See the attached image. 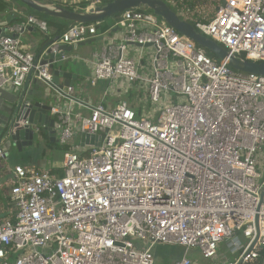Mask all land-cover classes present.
<instances>
[{"label":"built area","instance_id":"1","mask_svg":"<svg viewBox=\"0 0 264 264\" xmlns=\"http://www.w3.org/2000/svg\"><path fill=\"white\" fill-rule=\"evenodd\" d=\"M217 7L196 22L199 31L242 60H264V0ZM30 25L49 30L33 15L0 28V88L22 89L34 75L64 100L49 111L59 144L79 133L104 139L74 144L62 174L14 167L15 212L0 221V264H156L158 243L184 247L170 264H197L190 248L212 259L225 238L239 255L224 264L254 261L264 247V75L217 62L160 16L127 9L113 25L119 39L92 54L89 83L107 86L83 115L73 110L82 103L75 87L55 84L43 60L48 48L58 54L61 44L96 36L97 25H70L37 56L22 46ZM110 94L120 97L114 106L104 104ZM133 97L148 104L136 106L141 116ZM19 124L37 136L44 127ZM6 153L0 147V160Z\"/></svg>","mask_w":264,"mask_h":264},{"label":"water","instance_id":"2","mask_svg":"<svg viewBox=\"0 0 264 264\" xmlns=\"http://www.w3.org/2000/svg\"><path fill=\"white\" fill-rule=\"evenodd\" d=\"M21 3L30 7L31 9L40 12L44 15L51 16L54 18H61L65 20L72 21L74 23H85L91 24L95 22H101L109 17L120 14L127 9L132 8H148L155 15L160 16L168 25L177 29L182 35L195 41L197 44L202 46L204 49L211 51L214 55L218 56L222 61H227V63L239 70L245 72H253L260 75H264V64L263 63H253L248 60H242L239 57L230 54L222 45L218 44L215 40L210 37L205 36L200 31L196 29L194 24L190 21L181 18L165 0H113L103 5H97L89 8L85 12L69 10L59 5L53 4H43L36 0H19ZM224 1V0H223ZM218 9V7H217ZM8 20L1 25H6ZM0 31H2L0 29ZM91 38L85 41L79 42V45L91 44L96 39ZM53 42H48L41 50L40 54L48 48V46ZM58 54H54L51 48L47 49V54L44 56L43 62H51V69L53 70V81L55 84L63 87L65 90L68 86H74V80L71 74L65 73L59 68H55V61H63L67 52L73 51V47L67 44H61L59 46ZM61 79H63L61 83ZM37 83V81H36ZM28 89V82L23 88V91L14 107L13 113L14 118L9 124L8 130L5 132L4 139L10 145L15 146L18 151L22 150L23 146L32 145L34 140L37 139V134L32 130L29 125L21 126L20 121L26 118L30 122L40 123L45 126V130L49 133L51 141L56 142V130L54 129V118L51 116L49 111L51 106L45 103L47 95L40 94L41 99H36V88L34 90H29V94L24 99L25 93ZM29 102V104H27ZM104 135H81V144H94L100 145ZM256 225L258 226V216L255 219ZM251 246L250 249H252Z\"/></svg>","mask_w":264,"mask_h":264},{"label":"crops","instance_id":"3","mask_svg":"<svg viewBox=\"0 0 264 264\" xmlns=\"http://www.w3.org/2000/svg\"><path fill=\"white\" fill-rule=\"evenodd\" d=\"M36 1L43 3V4H48V5L55 3L57 1L66 2L70 5L75 6L74 11H80V12H85L89 8H91V7H89V5L87 3L86 4L87 8L85 9V1L86 0H78V1H74V2L72 0H47V3L41 2L44 0H41V1L36 0ZM102 1L106 4V3L113 1V0H102ZM18 6L19 5L17 4V8L15 9L16 12L14 11V14H15L14 16L10 15V13L8 14L7 12L0 11V23H4V22H6V20H8V22H11V20H13L12 18H15V16H20V17L24 18V20H25L28 16L31 15V14H28V12L26 10H24V8L22 6L21 7L23 9L18 8ZM18 9L20 11H18ZM83 9H84V11H83ZM18 13H21V14H18ZM33 16H36V17H39L41 19L46 20L45 18L37 16V15H33ZM115 17L116 16H113V19H115ZM14 22H19V21L16 20ZM96 23H99V22H95L92 24H96ZM114 24L111 25L112 26L111 29H109V31L105 32L104 35H102L103 32H100V30L98 29V34L96 36H93L94 38H100L101 36H103L102 39H96L91 44H86V45H79V43L70 45L73 47V51L67 52L66 55L64 56L65 59L63 61H60V62L55 61V68H59L62 71H64L65 73L71 74L72 79L74 80L75 94H76L77 98L82 101L81 104H78V103L73 104L74 112H78V113H81L83 115L88 114L89 109L86 107L85 101L92 102L94 104H98L99 102L102 101V98H103V95L105 93V89L107 86V82L101 81L95 86L90 85L89 77L92 74V63H91L90 59L92 58V54L94 52H101L109 41H114V40L119 39V36H120L122 31H121L120 27L113 26ZM48 25H49L48 32L42 31L37 26L30 25V27L27 29V31L25 33H23L21 36L23 48L25 50L30 51L31 53H33L34 55L37 56L38 54H40V50L48 42L58 38L59 36L53 34L56 30V27L52 26V29H51L50 28L51 24L48 23ZM3 27H4V25L0 24V28H3ZM23 36H25L24 39H23ZM105 36H106V38H105ZM88 39H91V37ZM97 45L99 47H98V49H95ZM52 72H53V70H52ZM36 81H37V83H36ZM62 81H63V79H61V83H62ZM42 84L46 88H48V90H49V91L47 90L49 93L47 95L46 100H44L45 103H48L50 106L52 104H60L61 103V105L64 106V100L59 98L57 96V93L52 88H49L44 83L37 80L34 75L29 77L28 89L25 93L24 99L25 100L27 99L26 97L29 94V90H34V89L39 88V87L45 88ZM23 88L19 89V90L18 89H11V88H0V147L4 148L7 151L5 158L0 160V164L2 161L8 159L12 147L17 149L15 146H12V145H10V143H7V141L4 139V136H5V132L8 130L9 124L11 123L12 119L14 118L13 110H14V107L16 106L17 101H18V99H19V97L23 91ZM119 98L120 97L116 96L115 94H110V95L106 96V98L104 100V104H106L108 106H114L119 101ZM54 129H55V126H54ZM45 132H47V131L45 130V126H44L42 128L41 133L38 134L37 138L41 135H44ZM57 137H58V134L56 131V137L55 138L57 141L54 143H58ZM48 138H49V141H51L49 133H48ZM51 142H53V141H51ZM60 145L66 146V145H62V144H60ZM76 145H82V144L80 143V144H76ZM40 162H44V160L42 159V160H40ZM17 165H19V164H17ZM61 165L62 164H60V163L56 165V162H54V160L52 158L48 157L47 164L43 163V164L36 166L35 168L47 169L52 174H62ZM13 170L14 169H11L10 173L8 175L9 181H5V183H4L5 185L10 184L11 185L10 189H11L12 185L14 184ZM52 170L54 172H52ZM3 176H4V172H3V169L0 165V181H1V178ZM0 198H1V196H0ZM7 204L9 205L8 209L0 201V221L6 220V219H11L14 212H15V205L10 198V190L7 194ZM171 246L174 247L177 245H171ZM177 252H178V254H176V256L168 264H170L171 262L180 258L181 255L184 253L183 249H180V248L177 250ZM192 259L194 260V258H192Z\"/></svg>","mask_w":264,"mask_h":264},{"label":"rangeland","instance_id":"4","mask_svg":"<svg viewBox=\"0 0 264 264\" xmlns=\"http://www.w3.org/2000/svg\"><path fill=\"white\" fill-rule=\"evenodd\" d=\"M171 7H173L177 12L183 16L187 17L189 15L190 10L187 9V7H179L173 2L172 0H165ZM196 7L194 8L193 13H198L200 16L204 15H211L213 16L216 15L217 12V6L222 3V0H196ZM18 8H22L21 6H18ZM23 9V8H22ZM18 11H20L18 9ZM16 12V11H15ZM21 14V13H18ZM108 21L113 22L114 19L113 17L107 18ZM25 36H23L24 39ZM106 38V36H105ZM22 39V38H21ZM98 45L96 46L95 49H98ZM205 52L210 56L213 57L214 60L217 62L221 61V59L214 55L211 51H208L205 49ZM214 55V56H212ZM249 62L253 63H263L264 60L261 61H253V60H248ZM43 85V84H42ZM44 86V85H43ZM45 87V86H44ZM48 88H43L39 87V89L36 90V99H41L40 94H46L48 95ZM131 100V104H134L135 106H140L142 105L143 108L148 107V104H144V101L135 99ZM60 106V104H58ZM81 135L78 134L77 138L73 141H71V145H66V148H60L54 144H52L46 136L41 135L39 136L36 140H34L32 145H26L22 147L21 151H18L14 147H12L10 151V155L7 160H4L1 162V167L4 172V176L1 178L0 181V196H1V202L2 204L5 205V207L8 209L9 205L7 204V194L10 190V184L5 185V181H9V173L11 169H14V167L19 164L24 166L25 168H34L40 164L46 163L48 161V157L52 158L54 162L57 164H62L63 158H64V153L67 150H70V147H72L74 144H80L81 143ZM44 160V162H40V160ZM12 180V179H11ZM9 188V189H8ZM227 238H225L224 241L220 242L219 244V255L215 258L212 259H206L203 258L200 251L198 248H190L188 254L190 257L194 258L195 262L197 264H224L225 259H236L239 255L238 252L233 253L232 249L229 248V244H227ZM183 249L184 247H181L179 245L172 247L171 245H165V244H156L152 248V253L155 258V263L156 264H168L175 256L178 254L177 250L178 249Z\"/></svg>","mask_w":264,"mask_h":264},{"label":"trees","instance_id":"5","mask_svg":"<svg viewBox=\"0 0 264 264\" xmlns=\"http://www.w3.org/2000/svg\"><path fill=\"white\" fill-rule=\"evenodd\" d=\"M172 1L175 2V4L177 6L182 7V8L187 7V9L190 10L189 15L187 17H183L177 12V10H175L173 7L170 6L181 18L190 21L192 24H194L195 27H196V22H198V21H208V20H210V19H212L214 17L213 14L200 16L198 13H193L194 8L196 7V3H197L196 0H172ZM41 2H46L47 3V0H44V1H41ZM87 3L88 2L85 1V9L87 8V5H86ZM17 4L19 6H22L24 8V10H26L28 12V14L37 15V16L45 18L47 20V22L49 24H51V27H50L51 29H52V26L56 27V30H55V32L53 34L57 35L59 37L68 29V27L70 25L74 24L72 21H69V20H65V19H61V18H54V17H51V16H46L44 14H41V13H39V12H37V11L27 7V6H25L19 0H0V11L7 12L8 14L10 13V15L14 16L15 15L14 11L17 8ZM52 4L53 5H59L61 7L69 9V10H75V6L74 5H70V4L66 3V2L57 1V2L52 3ZM100 4L103 5L105 3L102 1ZM137 9L151 11L148 8H137ZM83 11H84V9H83ZM119 15L120 14L114 15L116 17H115V19H114V21L112 23L109 22L107 19H105V20H103V21H101L99 23H96L97 29H99L100 32H103V33L108 31L112 27L111 25L116 22V19L118 18ZM12 19L13 20H11V23H13L16 20L19 21V22L24 20V18H22L20 16H15V18H12ZM196 29L199 31V29L197 27H196ZM212 56H214V55H212ZM130 99L133 100L132 98H130ZM133 108L136 110L138 116L142 115V113H143L142 112V108H138L135 105L133 106ZM44 136H46L47 139L49 140L47 132H45ZM51 143L56 145V146H58V147H60V148H63V149L66 148V146H61L59 143H54V142H51ZM52 172H54V171L52 170ZM248 264H264V247H262L259 250L257 258L254 261H252V262H250Z\"/></svg>","mask_w":264,"mask_h":264}]
</instances>
